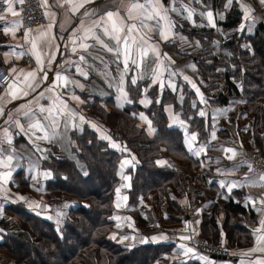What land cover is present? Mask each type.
I'll use <instances>...</instances> for the list:
<instances>
[{"label": "crops", "instance_id": "obj_1", "mask_svg": "<svg viewBox=\"0 0 264 264\" xmlns=\"http://www.w3.org/2000/svg\"><path fill=\"white\" fill-rule=\"evenodd\" d=\"M40 2L47 17L40 24L24 25L20 17L22 3H15V0L13 8L17 15L12 16L8 13L6 14V21L0 20V29L11 28L8 34L1 30L4 38L0 43V66H3L10 73L11 79L5 85L0 84V97H3L0 99V108L4 109V115H0V140H3L4 129H8L12 137L11 145L7 144L6 141L3 143L2 147L8 151L0 152V159H6L8 155L13 157L10 169L0 166V173L11 172L7 184L4 185L8 191V198H3V194L0 193V220L2 218L10 220L9 229L11 230L22 229L23 225L15 219V215L5 209L7 204L16 201L23 202L28 209L44 218L55 220L66 218L68 209L65 210L71 206L68 207L67 203L75 202L76 197L45 188L46 180L50 178L51 172L41 168L40 160L51 145L56 146L55 155L68 156L77 160L75 152L71 149L70 133L72 130L79 132L85 125H88L97 133L99 138L106 140L111 148L124 153L120 161L123 170L135 167L136 157L126 148L125 143L112 138L107 126L85 112L83 92L103 97L114 95L115 105L123 107L130 101L129 90L127 89L128 79L129 77H136L137 80L148 81L147 85L142 86L144 93L138 99V105L146 107L150 99L147 94L148 88L152 86H156L160 90L168 88L176 92L177 97L180 98L183 96L181 86L184 84L192 92L191 103L193 107H197L196 113L199 114L203 110L206 113L204 120L210 124L207 141L198 138L193 144V149L207 145V151L206 153L202 152L199 157L189 151L188 140L190 135H197V132L189 129L188 120L175 111L173 104H164L163 108L167 115L168 124L182 130L183 144L195 160L190 162L173 157L163 148L156 164L172 167L179 174L185 175L187 177L185 192L183 195H178L176 189L171 186L168 187V191L172 193L171 200H176L178 204L175 211L169 207L167 201H163L158 207L154 205L156 199L154 193L141 200L137 206L130 205L127 189L130 186L131 173L126 172L118 187L119 192L115 196L114 228L110 236L117 242L129 245L170 243L174 248L178 247L177 251L172 253L176 256V260L187 264H242V259L245 258L243 254L247 251L212 257L197 249L199 222L195 214L201 205L205 207L204 202L207 196L221 195L222 198L219 197L218 200L220 206L230 199L234 202L240 201L243 206H247L254 213V216H251L248 211L242 212L233 207L230 210L243 213L242 215L247 219L248 227L252 230L260 226L259 220L264 219L261 212L264 209V204H261V201H264V183L260 182L258 177L264 174V171L257 170L253 166L254 161L251 154L254 151H259V149L245 136L246 130L252 125L253 117L251 114L242 112L244 100L241 98H232L223 104L214 101L219 94L226 90V79L220 76L215 81L207 78L201 79L195 56L203 51H211L214 55L223 56L227 60L229 52L222 45V42L230 35L251 34L258 28L259 23L264 24V4L260 3L259 0H233L231 4L228 3V0H203L202 3H197L196 0H175V3L173 0H162L163 6L177 8V12L170 13L176 24L173 29L175 38L164 42L155 34L151 36L162 61L159 67L162 75L160 80L153 83L151 72L144 73L143 78H140L143 69L129 72L123 85L127 92V99H124L119 90V75L123 68L122 64L118 66L109 53L99 49H90L88 64L82 65L88 73L87 78H85L77 74L73 67L74 62L80 63L79 55L83 54V50L77 49V52L74 53L72 50L74 45L71 41L74 32L77 35L81 34L79 30L82 25L85 28L90 26L106 11L119 10L123 16L124 7L128 0H91V2L73 0V3L84 4V7L75 13L69 10L70 5L68 4H64L63 7H56L54 0H40ZM60 3H64V0H60ZM182 4L195 9L191 20L185 19L187 12L181 7ZM6 8L7 4L0 0V14H4ZM246 8L251 9L250 15L253 18L251 21L242 19ZM233 9H236L238 13V22L231 26H224L223 22L226 20L228 12ZM209 10L213 12L214 27L206 17L200 15V13ZM86 11L88 13L94 11L97 15H85ZM242 23L245 25L243 31L240 30ZM195 33H200L202 36L199 37ZM208 34L212 35L211 40L204 41V39L209 38ZM32 41L37 44L35 50L32 48ZM45 41L47 42L46 45ZM88 42L92 43L91 40ZM242 46L250 48L247 41H243ZM41 48H43L42 52ZM37 53L41 54L44 59L47 80H41L40 76L43 74L38 72L39 87L36 88V91L30 92L28 96L12 99L7 94L9 84H13V91L25 87L24 76L29 72L37 71L40 67L36 61ZM164 54H167V57ZM95 55L102 56L106 64L100 63L99 60H93L92 57ZM48 57H52L51 62H49ZM58 73L69 77L73 83L66 88L56 86L55 92H52L50 88L54 84L63 85L64 83L56 80ZM184 76L189 77V80L196 84L206 102L201 101L200 94L192 87V83L184 80ZM160 81L164 85L162 88ZM170 83L175 85V90L168 86ZM40 91H43L49 99L40 100L39 105L51 106V98L60 95L67 101L68 108L74 113L73 116L64 118L67 120L66 126L64 121H61L57 134L51 141L35 139L31 132L22 130L19 125L12 122V119H18L20 125L26 128L28 120L23 117L22 110L27 107H39L33 98ZM9 116L12 119H9ZM81 116L84 118L83 121L80 119ZM141 116L146 119H141ZM137 117L141 124L150 126L147 115L143 111H139ZM213 132L216 134L215 140L211 139ZM41 135H43L42 132L37 131L35 133L36 137ZM104 136H107L108 139H104ZM113 144L118 145V147H112ZM37 145L40 151H37ZM222 148L234 149L237 154L230 160L227 157L231 153H224ZM125 161H129V163H125ZM249 166H251L252 171H249ZM218 169L219 171H217ZM245 176H247V180H245ZM0 184H3L2 180H0ZM233 184H236V187H231ZM191 195L194 197L192 198ZM195 197L198 201H195ZM37 204L39 207H35ZM172 212L174 218L170 219L169 214ZM116 217L120 219H116ZM149 217L155 219V224L144 223L145 221L148 222ZM2 233L3 229L0 227V237ZM183 236H187L189 239H181ZM123 237H127V239H123ZM181 245H184L185 248H192L193 252L184 255V249L181 248ZM258 255L264 254H253L254 258ZM201 256L207 259H195ZM14 259L7 252L0 250V264H15Z\"/></svg>", "mask_w": 264, "mask_h": 264}, {"label": "trees", "instance_id": "obj_2", "mask_svg": "<svg viewBox=\"0 0 264 264\" xmlns=\"http://www.w3.org/2000/svg\"><path fill=\"white\" fill-rule=\"evenodd\" d=\"M237 22L238 13L233 9L228 12L223 25L231 26ZM260 24L263 23H259L251 34L230 35L222 42L229 52L227 60L211 51H203L195 56V62L201 79L215 81L219 76L226 79V90L214 101L223 104L232 98L244 100L242 112L253 117L245 136L257 145L264 156V24L263 28L259 27ZM195 34L202 36L200 33ZM207 36L209 38L204 41L211 40L212 35ZM3 38L0 30V41ZM243 41L250 44L249 49L242 46ZM147 84V80H138L136 85L129 83L127 89L131 102L123 107L115 105L114 95L103 97L83 92L85 112L107 126L112 138L123 141L135 155L137 163L129 170H123L120 161L124 153L111 148L88 125L79 132L72 130L70 133L71 149L77 160L55 155L56 146H49L50 150L40 160L41 168L51 172L45 188L72 194L76 200L68 208L64 220L44 218L21 201L5 206L7 211L15 215V219L26 222L31 228V234L19 229L3 231L0 237V250L14 256L15 264H165L158 259L163 250L173 247L170 243L129 245L111 238L117 189L126 172L131 173L127 189L130 205L137 206L141 200L154 193V205L158 207L167 201L175 209L178 204L176 200H171L172 193L168 187H173L178 195H183L187 177L172 167L157 165L156 160L163 148L173 157L190 162L195 159L183 144L182 130L168 124L163 106L166 103L173 104L175 111L188 120L189 129L196 131L200 140L207 141L210 124L196 113L197 107L191 103L192 92L184 84L181 86L183 96L180 98L168 88L160 90L152 86L147 90L150 96L148 105H138L139 96L144 93L142 86ZM139 111L147 115L150 126L139 122ZM150 175L152 178L147 180ZM223 207L225 213L233 207L254 216L240 201L230 199ZM211 213H202L203 218L199 223L201 236L217 241L222 229L230 245L250 242V228L225 220L220 228ZM9 221L2 218L0 227H8ZM3 222L5 225L1 226ZM231 230L234 231L233 236L230 235Z\"/></svg>", "mask_w": 264, "mask_h": 264}, {"label": "snow or ice", "instance_id": "obj_3", "mask_svg": "<svg viewBox=\"0 0 264 264\" xmlns=\"http://www.w3.org/2000/svg\"><path fill=\"white\" fill-rule=\"evenodd\" d=\"M87 2H91V0H87ZM196 2L202 3L203 0H196ZM232 2L233 0H228L229 4ZM259 2L264 4V0H259ZM3 3L7 4V8L4 10V14H0V20L6 21V14L8 13L12 16L17 15V12L13 8L14 0H3ZM15 3H23V0H15ZM173 3H175V0H173ZM64 4L70 5L69 10L73 13L84 7L83 3H73V0H64V3H60V0H54V6L56 7H63ZM181 7L185 12H187L185 19L191 20L195 9L189 8L187 5L183 4ZM172 12H177V8L174 6H163L162 0H128L127 5L124 7L123 16L120 14L119 10H109L100 15L98 19L94 20L90 26L85 28L82 25L79 30L81 34L77 35L76 32H74L73 39L71 41L74 45L72 49L74 53L77 52V49L83 50V54L79 55L80 63H73L76 73L87 78L88 73L84 70L82 65L88 64L90 49H99L111 54L114 58V62L118 66L122 64L123 68L119 75V90L121 91L124 99H127V92L124 90L123 85L125 83V77L129 72L143 69L144 71L141 73L140 78H143L144 73L151 72L153 75V83H156L160 80V76L162 75L159 71L162 61L160 60V54L156 49V45L152 42L151 36L152 34H155L164 42H168L170 39L175 38L173 29L176 27V24L170 16V13ZM250 13L251 9L246 8L245 15L242 19L251 21L253 18ZM84 14L97 15L94 11L92 13H88L86 11ZM200 15L206 17L208 22L212 24L213 27L215 26L213 23L212 11L209 10L202 12ZM244 29L245 25L242 23L240 30L243 31ZM0 30H3L5 34H8L9 31H11V28L4 27ZM90 40L92 43L88 42ZM46 44L47 42L45 41V45ZM32 48L34 50L37 48L35 41H32ZM42 51L43 48H41V52ZM164 55L167 57V54ZM51 59L52 57H48L49 62H51ZM92 59L99 60L100 63L106 64V61L100 55H95ZM36 61L40 67L37 71L29 72L24 76L25 87L23 89L17 88V91H13V84H9L7 94L11 96L12 99H16L21 96H28L30 92L36 91V88L39 87V80H37L38 72L43 74L40 76L41 80H47V72L45 71L44 59L41 54H36ZM154 65L156 66L154 67ZM13 71H15V69H13ZM165 71H167V69H165ZM4 79L7 81L8 78L4 77ZM56 80L63 81L64 83L63 85L54 84V86L50 88V91L52 92H55L56 86H63L66 88L69 84L73 83L69 77L60 75L59 73L56 76ZM184 80L192 83L187 76H184ZM128 82L131 85H136L138 80L136 77H129ZM163 86V82L160 81V87L162 88ZM168 86L175 90L174 84L170 83ZM192 87L198 94H200V89L195 83H192ZM200 97L202 102H206L204 101L202 94H200ZM0 99H3V97H0ZM33 99H35L37 105H39L40 100L49 99V97H46L44 92L40 91ZM51 99V106L39 105L37 108L27 107L22 110L23 117L28 120L26 128L25 126L20 125V121L18 119H12L11 116H9V119H12V122L19 125L22 130L31 132L35 139L51 141L56 136L57 129L60 127L61 121L63 120L66 126L67 120L64 118L66 116L74 115V113H72V111L68 108L67 101H65L62 96L56 95ZM0 115H4L3 108H0ZM199 115L204 117L206 113L201 110ZM140 118L146 119L143 116ZM80 119L83 121L84 118L81 116ZM93 127L96 126L93 125ZM37 131L42 132L43 135L36 137L35 133ZM103 138L108 139L107 136H104ZM197 139L198 137L196 134H191L188 140V147L189 151L199 157L202 152L206 153L207 145H201L198 149H193V144L197 141ZM211 139H216L215 132L212 133ZM5 141L9 145L12 144V137L9 134L8 129H4L3 140H0V152L8 151V149L2 147ZM112 147L115 148L118 147V145L113 144ZM221 150L224 153H231V155L227 157L230 160L237 154L235 150L231 148H222ZM37 151H40L38 145ZM12 159L13 157L11 155H8L6 159H0V166L10 169ZM125 163H129V161H125ZM217 171H219V169ZM249 171H252L251 166H249ZM10 175V171L0 173V180L3 181V184H0V193L3 194V198L5 199L8 198V191L4 185L7 184L8 177ZM247 179V176H245V180ZM258 179L260 182L264 183V174H261ZM231 187H236V184L231 185ZM117 192H119V189H117ZM21 199L23 198L21 197ZM261 204H264V201H261ZM35 207H39V205L37 204ZM261 212L262 215H264V209H262ZM116 219L120 218L116 217ZM258 223L260 226L253 230L256 240L255 246L243 254L244 256L249 257V259L246 262L242 261V264H264V255H258L254 259L251 258L255 253L264 254V219H260ZM117 226L119 227V225ZM123 239H127V237H123ZM153 239L155 240L156 238L154 237ZM181 239L187 240L189 237L183 236ZM181 248L184 249V255L193 252L192 248H185L184 245H181ZM199 259L206 260L207 258L201 256Z\"/></svg>", "mask_w": 264, "mask_h": 264}, {"label": "rangeland", "instance_id": "obj_4", "mask_svg": "<svg viewBox=\"0 0 264 264\" xmlns=\"http://www.w3.org/2000/svg\"><path fill=\"white\" fill-rule=\"evenodd\" d=\"M0 43H1V41H0ZM49 150L50 149L48 147L46 149L45 155H46L47 151H49ZM258 152L259 151L252 152L251 158H253L254 163L260 164L261 166H264V156L260 152H259L260 153V155H259ZM262 171H264V170H262ZM148 178H152V176L151 175L147 176V180H148ZM191 197L193 198L194 196L191 195ZM219 197L222 198L221 195L207 196V199L204 202L205 207L203 205H201L198 208L199 211L195 214L196 215V219H198V222L200 223L201 219L203 218V215H202L203 212H207V213L213 212V213H211V215L214 214L213 216L216 217V223L218 224V226L220 228H221L223 220L228 221V222L231 221L233 223L241 224V225H243L245 227H248L247 222H246L247 219L244 218V216L242 215L243 213L241 214L238 211H233V210L227 211L226 212L227 214L225 213L224 207H223L224 204L222 206L219 205V203H220V201H218ZM195 201H198V200H196V197H195ZM74 203L75 202H69V203H67V206L69 207L70 205H73ZM170 208L175 211V209L173 207H170ZM67 209L68 208H66L65 211H67ZM173 214H174L173 212L169 214V218L170 219L174 218ZM166 218H167V216H166ZM253 220H255L254 217H253ZM144 223H147L149 225H153V224H155V219L149 217L148 222L145 221ZM20 224L23 225V227H21L23 230L28 231L31 234V228L26 222H20ZM3 225H5L4 222H3V224L1 226H3ZM9 226L10 225H8V227H3V231L4 232L11 231V229H9ZM17 230H19V229H17ZM245 233H248V231H246ZM250 233H251L250 242L248 241L249 243L248 244L246 243L244 245L243 244L242 245H240V244H237V245L228 244L227 238H225L224 232H223L222 229L220 230V237H219V239L217 238V241L216 240H212L210 237L206 238L204 236H201L199 234V231H198L199 237H198L196 242L197 243H203V244H205L204 246H206V244H209L212 247H215L218 252L223 253L222 255H224V254L225 255H231L232 253H236L238 251H248L249 249H252L255 246V243H256L255 235H254V231L251 228H250ZM230 235H232V236L234 235V231L233 230H231ZM177 249H178V247L177 248L172 247V248H169L168 250H163L160 253L161 255H160L158 261H160L161 263H165V264H169V263L185 264L186 262L178 261V260H176L177 259L176 256L172 255V253L177 251ZM200 251L204 252L208 256H212L211 253L208 252L206 249L200 250ZM12 257H14V256H12ZM251 258L254 259V256H252ZM195 259L199 260L198 257H196ZM248 259H249V257L245 256V258L242 259V261L246 262Z\"/></svg>", "mask_w": 264, "mask_h": 264}, {"label": "built area", "instance_id": "obj_5", "mask_svg": "<svg viewBox=\"0 0 264 264\" xmlns=\"http://www.w3.org/2000/svg\"><path fill=\"white\" fill-rule=\"evenodd\" d=\"M20 17H21L22 23L26 26H33V25L40 24L44 22L47 18L45 10L43 6L41 5L40 0H23V3L21 4V9H20ZM4 77L8 78L7 81H5ZM10 79H11L10 73L3 66H0V84L5 85L9 82ZM253 166L257 170H260V171L264 170V166H261L260 164L254 163ZM204 245L205 244L203 243H198L197 249L198 250L206 249L211 254L213 253L223 254L221 252H218L215 247H212L209 244H206V246Z\"/></svg>", "mask_w": 264, "mask_h": 264}, {"label": "water", "instance_id": "obj_6", "mask_svg": "<svg viewBox=\"0 0 264 264\" xmlns=\"http://www.w3.org/2000/svg\"><path fill=\"white\" fill-rule=\"evenodd\" d=\"M259 27L263 28V24H260ZM212 257H221V255H212Z\"/></svg>", "mask_w": 264, "mask_h": 264}]
</instances>
